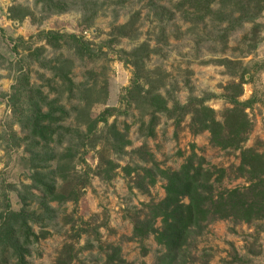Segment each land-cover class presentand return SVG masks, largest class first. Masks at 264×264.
<instances>
[{
  "label": "rangeland",
  "instance_id": "1",
  "mask_svg": "<svg viewBox=\"0 0 264 264\" xmlns=\"http://www.w3.org/2000/svg\"><path fill=\"white\" fill-rule=\"evenodd\" d=\"M181 1L0 0V226L7 211L27 216L26 264H57L65 248L66 264H107L113 248L129 264H264V219L191 228L174 263L133 235L164 200V174L200 167L217 194L248 186L241 150L264 155V12ZM233 84L252 130L224 150L192 131V112L221 122ZM48 113L43 142L33 123ZM0 264L16 260L0 252Z\"/></svg>",
  "mask_w": 264,
  "mask_h": 264
},
{
  "label": "trees",
  "instance_id": "2",
  "mask_svg": "<svg viewBox=\"0 0 264 264\" xmlns=\"http://www.w3.org/2000/svg\"><path fill=\"white\" fill-rule=\"evenodd\" d=\"M216 0H183L177 7L188 5L198 13L202 9H208ZM241 13L242 19L253 20L264 12V0H233ZM56 34H49V41L55 39ZM234 96H227L232 106L218 121L213 109L200 104L192 112L191 129L194 133L208 132L209 142L212 146L224 150H240L242 144L252 130L246 113V104L238 102L243 89L240 84L226 87ZM48 121V124H43ZM44 121L36 120L33 123L34 136L43 142L50 141L54 135L51 128L52 116L45 115ZM240 175L247 177L248 186L223 190L214 193L212 174L200 167L191 170L185 167L179 173L164 174L166 179L165 198L154 206H149L150 221L138 223L134 227L133 235L136 239L153 236L158 245L164 247L166 258L171 263L176 262L183 249L191 228L200 224L219 220H235L250 224L264 219V155L252 149L241 150ZM49 195L53 194L51 187H46ZM27 216L20 213L7 211L2 217L0 226V252L2 255L10 253L16 260V264H26L24 249L38 236L31 232L27 226ZM159 220L160 227L155 223ZM22 240V242H20ZM70 248H65L57 260V264H66L65 254ZM107 264H129L120 257V249L113 248L111 256L107 258Z\"/></svg>",
  "mask_w": 264,
  "mask_h": 264
}]
</instances>
